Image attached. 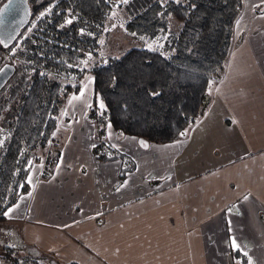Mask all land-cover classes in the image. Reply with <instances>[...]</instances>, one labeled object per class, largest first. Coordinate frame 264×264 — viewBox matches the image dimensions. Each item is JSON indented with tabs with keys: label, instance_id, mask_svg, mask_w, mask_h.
<instances>
[{
	"label": "crops",
	"instance_id": "obj_1",
	"mask_svg": "<svg viewBox=\"0 0 264 264\" xmlns=\"http://www.w3.org/2000/svg\"><path fill=\"white\" fill-rule=\"evenodd\" d=\"M235 46L181 139L153 144L105 132L134 164L120 186V162L94 160L93 130L74 119L80 102L67 103L50 178L42 159L26 198L0 221V237L64 264H247L244 252L264 264V40ZM114 239L119 254L110 255Z\"/></svg>",
	"mask_w": 264,
	"mask_h": 264
},
{
	"label": "trees",
	"instance_id": "obj_2",
	"mask_svg": "<svg viewBox=\"0 0 264 264\" xmlns=\"http://www.w3.org/2000/svg\"><path fill=\"white\" fill-rule=\"evenodd\" d=\"M29 3L33 4L29 23L12 46L0 47V65L12 68L0 92V221L28 192L29 172L42 159L40 149L53 141L51 134L62 103L79 92L78 81L85 72H92L93 103L99 100L105 106L104 121H94L97 143L105 135L100 129L105 125L118 135L153 144L181 139L208 105L210 82L222 77L232 27L242 6V0ZM50 7L51 13L37 19ZM116 10L122 13L128 30L155 42L156 48H130L119 58L110 57L89 70L82 68ZM70 18L72 23L66 24ZM163 37L170 40L171 51L157 50ZM69 77H74V83L65 81ZM97 143L92 149L94 159L101 163L121 159L117 186L122 185L127 173L134 170L133 162L107 142ZM43 177L49 179L50 171L45 170ZM7 249L11 264H50L47 257L16 256L14 248Z\"/></svg>",
	"mask_w": 264,
	"mask_h": 264
},
{
	"label": "rangeland",
	"instance_id": "obj_3",
	"mask_svg": "<svg viewBox=\"0 0 264 264\" xmlns=\"http://www.w3.org/2000/svg\"><path fill=\"white\" fill-rule=\"evenodd\" d=\"M1 3H2V1L0 2V4ZM29 5H30V9L33 10V4L29 3ZM121 14L122 13L119 10L118 11L116 10L111 15L109 21L106 23V25L102 29L101 35L98 39V46L95 49V52L90 53L87 55V57H85V59L82 62V65H81L82 68H86V70H89L90 68H92L94 66H98L100 64H103L110 57L119 58L122 54H124L130 48H141L144 46L151 47L152 49L156 48L155 42L151 43L149 40H146L144 38H140L138 35H135L130 30H128L126 27V23L123 20V16ZM169 21L174 26L178 25V22L173 18H170ZM164 38L165 37H163V41H160L157 44V46H158L157 50L160 52L171 51L169 49V46L172 45L170 40L164 39ZM244 39L264 40V0H242L241 9L239 11L238 17L234 21L233 27H232V42L230 44L229 53L225 59L226 60L225 61L226 69L224 68L222 76H224L226 74L227 67H228L229 62H230L229 58H230L232 52L235 50V47H236L235 42L240 41V40H244ZM252 46H253V44H252ZM65 81L66 82L71 81L72 83H74V77H69L68 79H65ZM92 81H93L92 72H85L83 74V76L78 81L79 92L77 94L69 95L65 99V101L62 103V110L57 117V123L54 126L53 132L51 134V139H53V141L52 142L50 141L46 147H43L40 149V151H41L40 153L42 154V159H45L44 169L46 171H49V168L56 162V155H57V153L61 147V138L63 139V141L66 138V130L63 129V126L60 123L61 113L64 109V106L67 103H69L73 99V97H80V93L82 91H83L84 95L78 99L80 103H79V108L76 111V114L74 116V119L77 121L82 120L84 122H87L90 125L89 130H93V141H94L93 147L96 145V143H97L96 134H97L98 128H97L96 124L94 123V121H104L102 116H103V111L105 110V106L103 105L104 107L101 108L100 106L102 103L99 100L96 101V104L93 103ZM214 86H215L214 82L211 81L209 84V89L212 90L214 88ZM210 90H209V94H210ZM100 129L107 132L108 129H111V127H109L108 125H105V127H101ZM100 142H104V143L107 142L108 143L106 133L102 137V139L99 140L98 143H100ZM56 143H59L58 149L54 148V145ZM113 149H115V148H113ZM116 151L118 153H121L119 150H116ZM43 152H45V153L49 152L50 155L44 156ZM94 160L96 162H99L96 159H94ZM115 161L120 162V168H121V166H122L121 159L117 158ZM38 166H39V163H35L32 166L31 175L34 174L35 169L33 167H38ZM34 176L36 178V175H34ZM29 177L27 178V183H29V180H30ZM25 194L26 193L23 194L24 196L22 195L23 196L22 198H26ZM27 197H29V194ZM19 200H18V202H19ZM3 227H5V226L0 225V229H2ZM15 239L18 240L17 237ZM10 242L11 241L4 240L2 237H0V264H11V260H12L11 257L12 256L9 257V255H7L5 253L7 248L12 247V245H13V243H10ZM21 247H24L26 252H21L20 249L14 248L15 250L13 252H18V255H16V256H22L23 257V256H28V255L32 256L33 255V253H31L33 250L32 248H30L29 246H24V245H21ZM29 251H31V252H29ZM106 251L110 255L112 253L119 254V249L117 246V239H114L109 244V246H107ZM99 255H101V254H99ZM35 256H37V255H35ZM96 257L98 259H100L99 256H96ZM47 260H48V263H50V264H56L53 256H47ZM107 264H118V262H117L116 258H115V260H112V258L109 257V258H107Z\"/></svg>",
	"mask_w": 264,
	"mask_h": 264
},
{
	"label": "water",
	"instance_id": "obj_4",
	"mask_svg": "<svg viewBox=\"0 0 264 264\" xmlns=\"http://www.w3.org/2000/svg\"><path fill=\"white\" fill-rule=\"evenodd\" d=\"M29 1L30 0H27V3H24V0H11L10 4V0H4L0 4V10L5 9V7L8 6L7 10L3 12L2 16H0V39H3L7 44V47L0 44L2 49H7L12 46L18 39L22 30L29 23L33 15ZM9 36L13 38L9 39ZM0 69H3V71L0 72L1 91L12 75V68L1 66Z\"/></svg>",
	"mask_w": 264,
	"mask_h": 264
},
{
	"label": "snow or ice",
	"instance_id": "obj_5",
	"mask_svg": "<svg viewBox=\"0 0 264 264\" xmlns=\"http://www.w3.org/2000/svg\"><path fill=\"white\" fill-rule=\"evenodd\" d=\"M162 2H166V0H162ZM177 2H179V0H177ZM24 3H27V0H24ZM126 3H128V0H119V4H126ZM10 4H11V0H10ZM119 4H117L116 7H119ZM7 7H8V6H6L5 9L0 10V16H2V15H3V12L7 10ZM51 11H52V8L50 7V8H48L45 12L40 13V17H38L37 19H39V18L45 16L46 14L51 13ZM65 23H66V24H70V23H72V19H71V18H70V19H67V20L65 21ZM81 31L83 32V30H81ZM12 38H13V37L9 36V39H12ZM0 44H3L5 47H7V44L5 43V41H4L3 39H0ZM2 71H3V69H0V72H2ZM83 95H84V93H83V91H82V92L80 93V97H82ZM80 97H73V99H79ZM100 107L103 108V107H104L103 104H101ZM54 135H55V134H54ZM182 135H186V133H182ZM140 143H141V145H142L143 147H147V144H146L145 142L141 141ZM245 199H247V197H245ZM13 211H14V209L9 208L6 212L3 213V215H4V216H9V214H10L11 212H13ZM232 245H233V247H234L235 249H237V250L240 249V245L236 243L235 238L232 239ZM243 254H244L246 257H248L247 264H252V259H251V257L248 256L247 252H244Z\"/></svg>",
	"mask_w": 264,
	"mask_h": 264
},
{
	"label": "built area",
	"instance_id": "obj_6",
	"mask_svg": "<svg viewBox=\"0 0 264 264\" xmlns=\"http://www.w3.org/2000/svg\"><path fill=\"white\" fill-rule=\"evenodd\" d=\"M54 148H55V149H58V148H59V143H56V144L54 145ZM45 176L48 177V174H45Z\"/></svg>",
	"mask_w": 264,
	"mask_h": 264
},
{
	"label": "bare ground",
	"instance_id": "obj_7",
	"mask_svg": "<svg viewBox=\"0 0 264 264\" xmlns=\"http://www.w3.org/2000/svg\"><path fill=\"white\" fill-rule=\"evenodd\" d=\"M46 174H48V173H46ZM46 177V176H45ZM48 177H49V174H48Z\"/></svg>",
	"mask_w": 264,
	"mask_h": 264
},
{
	"label": "flooded vegetation",
	"instance_id": "obj_8",
	"mask_svg": "<svg viewBox=\"0 0 264 264\" xmlns=\"http://www.w3.org/2000/svg\"><path fill=\"white\" fill-rule=\"evenodd\" d=\"M10 257V256H9ZM12 261V260H11Z\"/></svg>",
	"mask_w": 264,
	"mask_h": 264
}]
</instances>
